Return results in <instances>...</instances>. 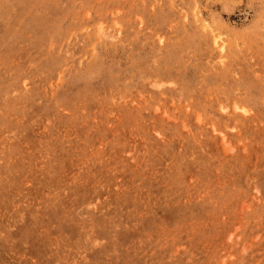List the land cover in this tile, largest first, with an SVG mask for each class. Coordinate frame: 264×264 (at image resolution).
<instances>
[{
  "label": "rangeland",
  "instance_id": "rangeland-1",
  "mask_svg": "<svg viewBox=\"0 0 264 264\" xmlns=\"http://www.w3.org/2000/svg\"><path fill=\"white\" fill-rule=\"evenodd\" d=\"M0 264H264V0H0Z\"/></svg>",
  "mask_w": 264,
  "mask_h": 264
}]
</instances>
